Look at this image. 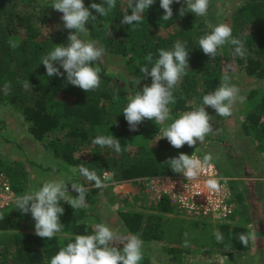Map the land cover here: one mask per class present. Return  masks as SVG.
I'll list each match as a JSON object with an SVG mask.
<instances>
[{
  "label": "trees",
  "instance_id": "trees-1",
  "mask_svg": "<svg viewBox=\"0 0 264 264\" xmlns=\"http://www.w3.org/2000/svg\"><path fill=\"white\" fill-rule=\"evenodd\" d=\"M103 2L104 0H84L85 7L89 9L92 3ZM52 3L53 0H0V105L12 104L14 109L23 113L35 141L48 138L63 125L68 128L64 135L65 141L52 139L44 145L51 154L47 160L49 167L39 165L37 169L63 174L68 181H75L85 187L94 186V182L86 180L78 171L73 174L71 168L78 169L83 165L95 170L102 179L107 171L116 182L180 175L169 168L167 161L181 153L192 152V147L187 144L180 149L172 147L166 138L161 139L160 128L164 125L156 124L154 120H144L136 131H131L123 110L129 96L136 89L142 92L145 84H151V77L145 78V74L140 71L145 65L149 68L152 66L145 57L151 53L155 61L160 49L171 50L176 41L186 42L189 69L174 89L176 103L169 106L173 107L172 113L177 115L191 111L192 102H201L204 95L219 87L223 78L219 52L216 58L211 59L199 48V39L212 30L209 21L204 16L191 13L181 0L180 3L174 0L171 5V20H161L165 12L160 7V0H155L143 14L142 21L134 26L121 24L123 15L126 12L131 14L130 6L124 7L116 2V8L105 17L90 9L97 20H90L86 24L90 31L87 38L100 42L108 55L128 57L126 74L141 83L134 86L126 74L111 71L103 63L96 62L102 70L101 85L97 90L86 93L69 84L66 73L59 77H48L41 64L43 57L53 50L51 38L44 32V29L49 28V21H52L49 18L50 10L56 11L51 8ZM182 7L185 10L180 16ZM56 12L59 17L63 15ZM232 19V34L243 41L247 49L245 57L235 55V59L244 66L248 76L264 79V0H244L242 6L233 13ZM73 32L74 30L68 29L58 31L57 39L65 38L63 45H67L68 35ZM14 39H18V45L14 44ZM229 46L234 52V46ZM55 66L59 67L58 64ZM60 71L63 73L62 68ZM27 80L32 87L23 86ZM6 83L10 84L7 91L4 88ZM263 116L264 96L248 114L247 120L256 128ZM98 135H112L118 139L122 146L121 152L116 153L107 146L93 144V139ZM141 136L157 137L158 152L171 155L165 158L155 157L142 147L133 151L132 148ZM205 139L215 141L209 137ZM10 170L11 167L5 173L12 179ZM3 172L0 174H4ZM14 190L18 196L25 193L15 187ZM96 192L97 190L90 189L86 193V200L90 203L89 221L85 211L61 203L64 208V214L60 217L62 232L66 235L64 238L56 235L47 240L36 236L35 221L31 213L23 214L16 205L0 209V264H50L51 258L62 247L74 242L77 235L93 234L94 225L102 223L96 209ZM156 210L171 213L173 207L167 198L162 197ZM121 217L129 234H137L144 241L158 238L151 230L152 225L146 223L147 217L129 214H121ZM31 227L34 233L26 232ZM18 228L21 231H17ZM221 229L225 238L227 237L226 243L239 251L250 248L251 241L245 247L238 239L239 234L247 233L245 229L232 230L229 226H221ZM113 246L121 251L123 249V245L119 243ZM166 251L174 257L177 264H182L185 252L183 249L168 248ZM140 264L158 263L144 253Z\"/></svg>",
  "mask_w": 264,
  "mask_h": 264
},
{
  "label": "rangeland",
  "instance_id": "rangeland-1",
  "mask_svg": "<svg viewBox=\"0 0 264 264\" xmlns=\"http://www.w3.org/2000/svg\"><path fill=\"white\" fill-rule=\"evenodd\" d=\"M181 1L185 3V0ZM116 2L129 7V0H116ZM243 3L244 0H210L208 12L204 17L209 21L212 29L220 23L228 24L232 28V15ZM56 13L50 10L49 18H52V21H49V28L44 29L51 38L53 49L56 45H63L66 42L65 38L57 39L59 38L57 32L66 28L63 26L62 16L59 17ZM14 44L18 45V39H14ZM97 45L101 46V43L97 42ZM229 45L218 49L222 74L223 77L229 76L230 83L239 89V95L245 99L242 103L238 100L233 105L230 117H220L214 109L206 106L205 110L213 117L210 123L214 130L206 137L215 141L205 139L202 144L197 142L192 147V152L184 154L191 156L194 153L201 158L208 153L213 155V166L218 171L221 181L226 182L231 195L229 197L231 214L226 218L214 211L205 214L204 208L198 210L200 214H188L178 205H172L169 200L173 212L161 213L156 210L164 196V188L162 190L157 186L159 184L137 181L116 182L112 175L107 179L103 177L107 187L84 186L87 191L97 190L96 209L102 223L116 230L121 236L129 234L121 214L147 217L146 223L152 225L151 230L158 238L152 241L143 240V253L158 264H177L174 257L166 251L168 248L185 251L182 264H221L222 258L223 264H264V116L256 128L247 120L248 114L256 108L264 96V79L248 76L244 66L235 59ZM127 60L128 57L105 53L102 63L111 71L126 74ZM127 77L134 86H138V83H135L136 79L128 75ZM191 105L193 107L191 111L203 106L202 101L192 102ZM170 109L173 119L182 114L175 115L172 113L173 107ZM67 130L68 128L63 125L48 138L35 141L30 132V124L25 121L23 113L14 109L12 104L0 105V172L4 171L8 179L5 183L0 181V189L3 190L0 191V209L16 205L15 199L18 195L14 187L20 192L35 191L44 182L51 180H65L69 194L73 198L78 197V193L71 188V183L77 182L68 181L63 174L37 169L39 165L44 168L49 167L47 160L51 154L46 151L44 145L52 139L65 141L64 135ZM160 135L162 136L161 133ZM141 147L155 157L165 158L171 155L167 152H158L157 137L141 136L132 150L136 152ZM98 154L103 153H96ZM10 167L12 179L5 173ZM4 184L9 187V192L4 191ZM86 203L85 207L79 209L86 212L89 221L90 203L87 200ZM221 226H229L232 230L243 228L247 233L256 230L257 240L251 241L247 251H239L225 242L227 237L225 238ZM24 227H26L25 223ZM19 229L17 231H21ZM31 229L32 227L26 232L34 233ZM217 231L223 235L222 242L216 240L214 233ZM57 235L63 238L66 236L62 231Z\"/></svg>",
  "mask_w": 264,
  "mask_h": 264
},
{
  "label": "clouds",
  "instance_id": "clouds-1",
  "mask_svg": "<svg viewBox=\"0 0 264 264\" xmlns=\"http://www.w3.org/2000/svg\"><path fill=\"white\" fill-rule=\"evenodd\" d=\"M175 2L180 3V0H175ZM154 3L155 0H129L131 14L126 12L121 24L138 25L145 11ZM173 3L174 0H160V7L165 12L161 20L172 19L171 5ZM185 3L191 13L196 16H205L210 0H185ZM51 8L63 13L61 19L64 28L74 30V32L68 35L67 45H56L43 57L41 64L45 67L47 76L59 77L66 73L69 84L79 87L86 93L97 90L101 85L102 70L96 62L102 63L105 49L103 46H98L96 41L87 38L90 31L86 24L90 20H97V16L93 15L90 9L99 16L105 17L116 8V0L92 3L90 9L85 7L84 0H53ZM184 10L183 7L180 9V16L184 14ZM110 35L111 32H109ZM228 44L234 46V55L246 56L247 49L243 41L233 36L232 28L228 24L216 25L209 34L199 39V48L211 59L217 57L218 49ZM145 59L152 66L149 68L145 65L140 71L145 74V78L151 77V84H145L142 92L136 89L129 96L127 106L123 110L124 118L131 131H136L138 125L144 120H154L156 124L164 125L161 129V139L166 138L172 147L180 149L185 144L193 147L197 142L204 143L206 136L214 131L210 123L213 117L205 110L206 106L214 109L220 117H230L233 105L238 100L242 103L245 99L239 95V89L230 83L229 76L225 75L214 92L203 96V106L184 112L178 118L173 119L169 106L176 103L174 89L187 75L189 69V51L186 42L176 41L171 50L160 49L158 59L155 61L151 53ZM57 64L59 67L55 66ZM61 68L63 73L60 71ZM135 83L140 85L141 82ZM23 86L32 87L28 80ZM4 88L7 91L10 84L6 83ZM169 121L171 122L167 123ZM92 143L100 147L112 148L116 153L122 150L119 140L112 135H98ZM167 165L173 172L186 178L189 183L184 185L185 188L189 185L198 186L201 176L207 174L213 167V155L208 153L201 158L194 153L191 156L181 153L176 158H170ZM70 171L73 174L78 171L86 180L94 182L96 188L108 186L95 170H90L83 165H80L78 169L71 168ZM110 175L105 171L103 177L107 179ZM206 186L209 192H219L222 188L217 178L207 179ZM71 188L78 193L77 198L69 194L65 180H51L44 182L38 190L25 192L15 199L17 209L23 214L31 213L35 221L36 236L51 240L62 231L63 224L60 217L64 214V208L61 206V201H66L73 209L86 206L87 189L77 183H71ZM214 235L217 242L223 241V235L219 231ZM238 239L242 245L247 247L250 241L257 240V232L252 230L248 233H241ZM117 241L119 245H123L122 251L113 246L117 245ZM143 247L144 241L139 235L121 236L107 224L97 223L94 225L93 234L77 235L74 242L62 247L51 258L50 264H140L144 256ZM221 264H223V258Z\"/></svg>",
  "mask_w": 264,
  "mask_h": 264
},
{
  "label": "built area",
  "instance_id": "built-area-1",
  "mask_svg": "<svg viewBox=\"0 0 264 264\" xmlns=\"http://www.w3.org/2000/svg\"><path fill=\"white\" fill-rule=\"evenodd\" d=\"M209 178H217L221 181V178L218 177V171L213 166L209 172L205 175H202L198 186L189 185L188 188H185V184L189 182L181 174L178 176H157V177H148L136 180L139 183H151L159 184L163 190L164 196L168 198L170 203L173 205H178L179 208L186 211L188 214H200L198 210L204 208L205 214L211 213V211L219 213L220 216L226 218L229 214L232 213L231 205H229V197L231 196L229 190L226 186V182L221 181V191L219 192H209L206 186V180ZM7 178L4 174H0V181L2 183L7 182ZM1 184V183H0ZM171 186V187H169ZM4 191L9 192V187L5 184L3 185ZM0 191H3L0 189Z\"/></svg>",
  "mask_w": 264,
  "mask_h": 264
}]
</instances>
